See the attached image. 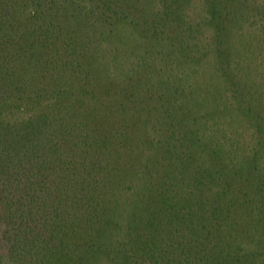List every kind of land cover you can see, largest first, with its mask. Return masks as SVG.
Masks as SVG:
<instances>
[{"label":"trees","instance_id":"1","mask_svg":"<svg viewBox=\"0 0 264 264\" xmlns=\"http://www.w3.org/2000/svg\"><path fill=\"white\" fill-rule=\"evenodd\" d=\"M192 2L0 0V264H264V3Z\"/></svg>","mask_w":264,"mask_h":264},{"label":"rangeland","instance_id":"2","mask_svg":"<svg viewBox=\"0 0 264 264\" xmlns=\"http://www.w3.org/2000/svg\"><path fill=\"white\" fill-rule=\"evenodd\" d=\"M259 1L264 3V0ZM251 12L246 10L245 25L239 28L238 32V34L241 33V37L235 40L236 58L243 66L245 74L257 84L256 89H259L264 98V20H261L262 17L253 11ZM188 15L195 25L203 27L205 40L211 41V30L205 25L207 23L205 0H193L188 8ZM248 15H251L249 19Z\"/></svg>","mask_w":264,"mask_h":264}]
</instances>
